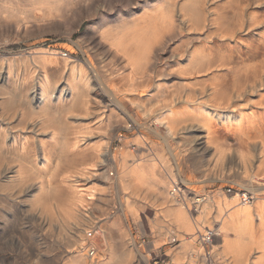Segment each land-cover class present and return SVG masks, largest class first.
<instances>
[{
	"label": "rangeland",
	"instance_id": "obj_1",
	"mask_svg": "<svg viewBox=\"0 0 264 264\" xmlns=\"http://www.w3.org/2000/svg\"><path fill=\"white\" fill-rule=\"evenodd\" d=\"M57 1L61 5L66 2L0 0V130L6 137L5 151L0 150V264H253L255 256H264V250L256 249L247 238L244 262H238L236 254L224 252L221 232V218L245 203L242 194L248 196L249 204L264 203V189H253L263 185L264 178L250 179L252 174H264L259 144L264 124L250 130L246 139L249 152L245 155L238 152V137L231 134L217 135L213 144H202L195 152L190 144L193 134L189 122L175 127L171 135L162 125L157 128L147 121V116L125 96L133 92L146 95L147 91L139 87L140 75L132 72L135 76L130 82L123 78L128 72V59L124 51L121 53L123 48L117 52L107 38L117 35L116 19L131 10L127 5L136 0H69L73 5L69 10L54 8ZM246 1L204 0L206 18L198 25L191 23L197 0H175L176 4L185 3L186 16L176 5L168 4L167 13L174 14L178 24L181 19L185 23H181V29L166 31L163 45H156V54L152 55L154 66L165 64L163 80L168 89L163 91L168 92L178 81L168 74H174L168 69L174 51L209 45L220 29L240 30L236 25L238 15H243L245 23L251 11L264 13V0ZM91 2L99 8L105 5V10L94 16L91 10L85 13L84 6ZM34 5H40V9H34ZM111 6L116 8L111 10ZM138 9L135 11L140 14ZM97 23L104 25L100 32L92 29L82 36L90 24ZM259 24L253 26L251 34L260 33L261 27L264 30V16ZM188 26L196 31L189 32ZM101 33L107 35L106 39ZM45 49L54 52L55 58L44 60L41 51ZM70 59L73 61L64 66V60ZM78 74H87L92 87L86 104L66 106L74 99L68 94L39 113L37 103H27L30 86L44 81L47 87L62 75L66 81ZM8 75L10 82L5 79ZM104 85L112 88L111 94ZM123 85L128 86L125 94L117 89ZM36 88L39 92V85ZM235 94H231L229 103H234ZM251 99L253 102L247 101L249 113L261 112L253 108L256 97ZM159 100L154 98L147 106L155 109L162 104ZM224 118L216 119V127ZM16 135L25 140L28 150L33 140L37 168H29L31 157L26 153L18 159L17 151H11ZM39 139L49 160L42 157ZM84 168L94 173L87 178L81 174ZM134 170H139L141 181L135 179ZM69 178L78 180V186L86 183L84 186L94 192L82 212L78 210L84 215L82 219L67 218L57 201L50 210L39 198L47 193L44 187L56 185L67 191ZM173 183L181 187V197L170 195ZM223 199H231L230 206L219 214L216 204ZM172 207L188 217L192 233L172 217ZM204 207L207 210L202 224L199 218ZM252 227L258 230L255 237L264 245V224L252 217ZM207 229L213 231V239L205 245L200 235Z\"/></svg>",
	"mask_w": 264,
	"mask_h": 264
},
{
	"label": "bare ground",
	"instance_id": "obj_2",
	"mask_svg": "<svg viewBox=\"0 0 264 264\" xmlns=\"http://www.w3.org/2000/svg\"><path fill=\"white\" fill-rule=\"evenodd\" d=\"M203 1L204 0H197V4L195 2L196 5H194L195 7L193 8L195 19L191 22L193 25L205 22L206 14ZM59 2L60 1H57V3ZM94 4L95 2H91L87 4V6L85 5V13H89V10H91L93 13L90 14L94 16L105 10V5L99 8ZM132 4L133 5H127L131 10L120 13L119 17L116 19L117 24L114 26V29H116L117 32L115 31V34L117 35L113 34V37L111 36L107 39L109 41V46L117 49V52L119 49L121 50L123 48L121 53L124 51V55L128 59L127 65L129 66L126 69L128 72L124 73L126 77L123 78L128 82L133 79V76L140 75L142 80L139 81V87L147 91V94L142 95V92L139 91H137L139 93L136 94L133 91V93L125 94L128 90V86L126 85V88L124 85L122 88H116L119 91H124L123 93L130 103L139 108L143 115L147 116V121L155 123L157 128H159V124L162 125L166 131H168L167 133L171 135L175 134L173 131L175 127L183 126L182 123L189 122L188 124L191 126L189 130L193 134L190 139V144L195 152L202 144H205V146L213 144L217 135L231 134L238 137L236 139L238 143H240L238 152L244 155L248 153V140L246 141V139L249 137L250 130L254 126L256 127L257 124H264V30H262L261 27V31L257 33V35H255V32L254 34L250 33L253 26L255 25L254 27H256V24L260 23V19L264 16V13L260 14L254 10L251 11V15L245 18V23L243 15H238L236 25L239 26L240 30L226 27L227 29H220V31L215 33V39L210 41L209 45L206 44L191 48L184 47L178 52L174 51L173 53L176 54H174L175 56L173 57L175 58L172 57L171 61L168 62V69L170 72H174V74H168L174 76V79H178V81L169 87L171 89L168 90V93L163 91L165 88L168 89V86H166L167 83L163 80V75H165L164 72H167L165 70V64L161 63L160 66L158 63L154 66L155 63L152 64L151 59L152 55L156 54V45H163V41L166 37L165 32L172 29V27L181 29V23H185L184 19H181L180 24H178V22L174 20V14L170 15L167 13L168 4L171 6L176 5L180 11L182 10L180 12L182 16H186L187 14H185L186 12L184 13L183 9L185 3L177 2L176 4L175 0H136L132 2ZM53 7L56 9L64 8L69 10L73 5L69 0H66L65 4L61 5L60 3H55ZM33 8L36 10L40 9V5H34ZM110 8L113 10L116 7L111 6ZM137 8H139L140 14L136 13L135 9ZM87 18L86 16L81 19L78 28ZM214 20L215 19H212V22H210L211 27L213 26ZM259 26L262 25L259 24ZM103 27V24H90L86 30H84L82 36L92 31V29L93 31L96 30L100 32ZM192 30L196 31V29L188 26V31L190 32ZM101 35L106 39L107 35L105 36V33H101ZM41 53L43 59L55 58L52 56L55 55V53L50 50L45 49L42 50ZM72 61L71 59L64 60V66H66L67 62L69 63ZM72 68L71 71L74 72V67ZM126 70L124 69V71ZM63 72L64 70L62 69V73ZM124 74L121 75L123 76ZM145 76H147V78ZM2 77L4 78V76ZM139 77L136 78L138 79ZM5 79L9 82L11 81L9 75L5 77ZM88 81L87 74H82L80 76L79 74L78 76L72 75L69 80L67 79L66 81L63 79L62 75L58 81H53V85L50 83L52 87L49 90V84H47L46 87L44 81H39V92L36 88L38 85L29 87L30 101L27 103L29 106L34 102V104L37 103V112L42 113L50 109L54 104H57L56 101L64 100L68 94H71L74 96V99L67 103L68 105L66 104V106H82L86 104L88 93L92 89V87L90 88L88 85ZM196 85L200 87L197 89L194 88ZM104 87H106L107 92L110 94L112 93L111 87H107L106 85H104ZM21 89H24V87ZM232 93H236L233 97L235 104L232 101L229 103V98ZM254 96L256 100L254 101L255 105H253V108H259L262 109V111L259 110L261 112H258L256 109L257 111L255 112L250 108L253 111L249 113L250 111L247 104L248 102H253L251 97ZM154 98H160L158 102L160 104L162 103L155 109L147 106L150 100ZM244 98L247 99L244 100ZM28 104L26 105L28 106ZM246 107L248 109H245ZM253 112L258 113L257 117ZM221 116L225 118L222 124L216 127V119L221 118ZM249 116L252 117L248 118ZM192 122H196L197 125H192ZM234 122L236 123L234 124ZM141 127L151 130L149 126L145 127V125H142ZM151 131L156 132L154 130ZM257 133L255 134L257 135ZM258 136H260V133H258ZM38 141L40 143L39 145L43 147L42 157L49 160L50 155L48 151H46L44 143L40 141V139ZM259 141V144H261V151L264 155V134L262 137L260 136ZM5 143L6 137L0 130V150H4L6 146ZM25 143V140L21 139L20 135H16L12 138V144L10 143L12 145L10 147L12 148L10 149L11 151H17L18 159L22 158V155L26 153L28 157H31V159H29V163H31L29 168H37L38 155L35 152L36 148L34 147V142L32 140L31 144L33 147L30 150L24 146ZM36 145L38 146V144ZM77 145L75 144V146ZM81 172L82 175H86L87 177L90 176L88 174L94 173V170L84 168ZM138 172L139 170H134V177L139 182L142 178L137 174ZM142 175L144 176V174ZM260 178H264V174L255 173L250 177L252 182ZM69 179L68 188L66 189L68 192H63L62 189L60 190V187L56 185L48 187L47 189L44 187L47 193L39 198L42 201L41 203L50 210L55 201H57L58 204L62 205L61 210L65 212L67 218H77L80 216L82 219L84 215H80L81 213H78V210L82 212L83 207L87 206L89 200L92 199L94 192L92 188L84 186L86 183H82V185L78 186L77 184L75 185L78 180L73 181V178ZM86 179L83 180L86 181ZM253 189H264V184ZM181 190V187L177 183H173L169 190L170 195L173 197L176 195V197H181ZM248 199L246 194H242L241 200L245 203H242L237 209L226 213L227 215L225 217H223V215V218H221V232L224 235V252L236 254L239 257L238 262H244L243 260L248 250L247 238L251 239V242H249L253 243L256 249L264 250V245L255 237L258 235V230H254L252 227V217L257 218L261 224H264V205H262L264 203L256 201L255 203L249 204L247 202ZM230 202L231 199L227 202L224 201V199L219 201L216 204L217 213L220 214V212L225 209L227 210L230 206ZM170 210L172 212V217L178 222L180 227L192 233L193 228L187 219L188 217H186L178 207H172ZM205 210H207V208L204 207L199 218L202 224H204L203 217L206 213ZM88 233L90 232H87V235ZM230 233L234 234L233 237L227 236ZM200 236L201 241H204V239L206 241L207 236L211 237L209 243H212L213 231L211 229L204 230ZM263 257L262 255L255 256L253 264H264ZM73 258H77L76 255H74ZM78 263L79 261H76V264Z\"/></svg>",
	"mask_w": 264,
	"mask_h": 264
},
{
	"label": "built area",
	"instance_id": "obj_3",
	"mask_svg": "<svg viewBox=\"0 0 264 264\" xmlns=\"http://www.w3.org/2000/svg\"><path fill=\"white\" fill-rule=\"evenodd\" d=\"M210 238H211V237L207 236V237H206V241H205V239H204V241H203V242H204V244H205V245H208V244H210V243H209V241H210Z\"/></svg>",
	"mask_w": 264,
	"mask_h": 264
}]
</instances>
